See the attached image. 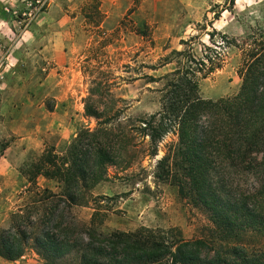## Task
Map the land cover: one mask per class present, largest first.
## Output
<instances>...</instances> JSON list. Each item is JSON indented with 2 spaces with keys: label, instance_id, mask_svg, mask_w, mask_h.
<instances>
[{
  "label": "rangeland",
  "instance_id": "374dc122",
  "mask_svg": "<svg viewBox=\"0 0 264 264\" xmlns=\"http://www.w3.org/2000/svg\"><path fill=\"white\" fill-rule=\"evenodd\" d=\"M222 35L264 42V0H0V228L40 199L43 188L57 195L50 199L64 194L58 179L31 184L28 176L42 155L65 156L75 139L57 146L47 116L54 93H74L84 117L77 135L105 123L128 165L108 164L97 185L71 190L77 219L88 224L98 210L102 232L145 227L168 242L208 239L207 214L158 178L157 162L176 137L167 135L151 156L147 138L125 134L159 111L165 83L159 79L174 70L175 52L191 47L201 58L207 47L217 48L222 66L200 80L201 96L217 100L238 92L240 51L219 46Z\"/></svg>",
  "mask_w": 264,
  "mask_h": 264
},
{
  "label": "trees",
  "instance_id": "16d2710c",
  "mask_svg": "<svg viewBox=\"0 0 264 264\" xmlns=\"http://www.w3.org/2000/svg\"><path fill=\"white\" fill-rule=\"evenodd\" d=\"M221 39L219 46L240 51L235 95L201 96L200 80L221 68L223 54L207 47L196 58L189 47L175 52L174 70L159 79L165 82L159 111L125 134L147 138L151 156L167 135L176 137L157 162L158 178L207 214L213 225L208 239L168 242L145 227L102 232L98 210L88 224L77 219L71 190L97 185L108 164L128 167L122 161L126 151L112 146V135L100 123L97 131L81 130L65 156L47 152L31 165L29 183L40 176L58 179L65 192L50 199L57 195L43 188L40 199L10 216L0 228V258L15 261L31 250L44 264H264V42Z\"/></svg>",
  "mask_w": 264,
  "mask_h": 264
},
{
  "label": "crops",
  "instance_id": "0c3cea01",
  "mask_svg": "<svg viewBox=\"0 0 264 264\" xmlns=\"http://www.w3.org/2000/svg\"><path fill=\"white\" fill-rule=\"evenodd\" d=\"M52 107L48 110V123L50 134L54 139L58 140L57 146L60 144H70L77 136V131L84 121L83 107L81 97L71 94L65 97H56L54 93ZM79 101V102H78ZM41 177V176H40ZM46 182H54V180L41 177ZM0 264H44L37 256L27 257L26 255L15 261H6L0 258Z\"/></svg>",
  "mask_w": 264,
  "mask_h": 264
}]
</instances>
